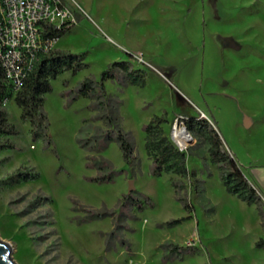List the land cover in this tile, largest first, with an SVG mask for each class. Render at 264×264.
<instances>
[{
  "label": "rangeland",
  "instance_id": "obj_1",
  "mask_svg": "<svg viewBox=\"0 0 264 264\" xmlns=\"http://www.w3.org/2000/svg\"><path fill=\"white\" fill-rule=\"evenodd\" d=\"M65 1L76 24L56 50L84 54L87 66L51 81L43 107L48 137L34 139L13 100L3 105L18 133L7 139L15 148L0 153V238L14 246V260L264 264V249L256 248L264 240V0ZM114 63L140 70L146 82L132 85L117 70L115 79L103 82L111 111L134 146L131 164L109 127V106L78 94L87 78L101 84ZM155 116L166 118L165 135L185 153L188 177L153 174L145 127ZM191 118L213 124L224 149L259 190L261 205L247 206L227 193L206 137L187 128ZM176 128L190 135L185 148L172 139ZM100 160L110 168L100 172ZM26 168L37 177L2 183ZM131 181V196L141 207L126 206V229L118 239L114 224ZM104 212L111 215L92 217ZM169 245L184 251L164 262Z\"/></svg>",
  "mask_w": 264,
  "mask_h": 264
},
{
  "label": "trees",
  "instance_id": "obj_2",
  "mask_svg": "<svg viewBox=\"0 0 264 264\" xmlns=\"http://www.w3.org/2000/svg\"><path fill=\"white\" fill-rule=\"evenodd\" d=\"M67 29H63L55 33V37L61 38ZM85 55H74L64 50H54L47 55H43L36 63L34 70L29 74L22 89L16 94L12 91L10 85L5 81L4 73L0 65V153L7 149H14V144L7 139L11 136H16L17 131L9 125L8 114L3 110L5 100H13L16 106L21 110V119L29 122L34 139L38 137L47 138L48 119L44 112V96L52 91L51 81L55 80L59 75L65 72H71L76 74L87 65L84 63ZM123 74H121V70ZM119 69V70H118ZM122 75L128 83L144 87L146 82L141 74L140 70H128L124 67V64L114 63L109 71L103 73L102 83H97L94 80L85 79L79 89L78 94L83 97L93 98L99 105H108L110 111H108V124L111 129L116 133V141L118 142L120 149L123 153L124 160L131 164L134 160V146L130 141L128 135L118 125V117L111 111V98L107 95L103 82L108 79H115V73ZM166 122V118L155 116L151 119L148 125L145 127V149L146 153L153 160V174L155 176H161L162 174H177L182 177H188L189 170L186 166V155L175 148L169 138L165 135L162 125ZM187 128L194 131L199 136H205L209 143V155L212 161L219 166L222 183L230 195L237 196L241 201L246 203L247 206L261 205V194L259 190L250 182V180L244 174L242 167L237 163L234 157L224 149L222 139L219 133L214 128L213 124L205 119L196 120L194 118L189 119L187 122ZM110 132V130H108ZM110 138V135L107 136ZM95 167L100 172H103L110 168L108 163L104 160L96 162ZM37 175L33 174L29 168L20 169L13 175L3 180V184L7 186L16 185L19 183L28 182L30 179L36 178ZM99 180L104 181L105 178L101 177ZM106 180H111L110 178ZM173 186L176 187L175 184ZM127 200L121 207L122 215L120 220L117 221L114 227V235L119 239L122 235V231L126 229L124 223L126 222L125 210L127 205L135 203L139 208L141 203L134 202L131 194L125 197ZM181 202H185L183 199H179ZM185 209L193 211V207L185 203ZM111 215L109 212L103 214L92 215V217L101 218L103 216ZM190 219V216L168 222L166 225L173 226L182 221ZM131 244L123 240V247L131 253ZM256 248L264 249V240H260L256 243ZM184 251L177 245H169L165 247L164 262H169L170 256ZM170 255V256H169Z\"/></svg>",
  "mask_w": 264,
  "mask_h": 264
},
{
  "label": "built area",
  "instance_id": "obj_3",
  "mask_svg": "<svg viewBox=\"0 0 264 264\" xmlns=\"http://www.w3.org/2000/svg\"><path fill=\"white\" fill-rule=\"evenodd\" d=\"M74 24L65 0H0V65L15 94L40 58L56 49L54 34Z\"/></svg>",
  "mask_w": 264,
  "mask_h": 264
},
{
  "label": "water",
  "instance_id": "obj_4",
  "mask_svg": "<svg viewBox=\"0 0 264 264\" xmlns=\"http://www.w3.org/2000/svg\"><path fill=\"white\" fill-rule=\"evenodd\" d=\"M135 191L134 182H130L129 194ZM14 246L0 238V264H18L13 258Z\"/></svg>",
  "mask_w": 264,
  "mask_h": 264
},
{
  "label": "bare ground",
  "instance_id": "obj_5",
  "mask_svg": "<svg viewBox=\"0 0 264 264\" xmlns=\"http://www.w3.org/2000/svg\"><path fill=\"white\" fill-rule=\"evenodd\" d=\"M173 140L180 148H185L191 142L189 133L183 128L174 130Z\"/></svg>",
  "mask_w": 264,
  "mask_h": 264
}]
</instances>
